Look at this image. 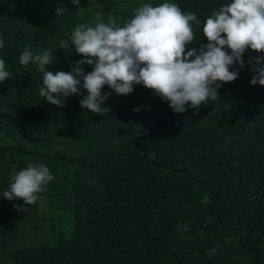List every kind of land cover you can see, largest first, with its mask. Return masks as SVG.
Instances as JSON below:
<instances>
[{"label": "trees", "instance_id": "16d2710c", "mask_svg": "<svg viewBox=\"0 0 264 264\" xmlns=\"http://www.w3.org/2000/svg\"><path fill=\"white\" fill-rule=\"evenodd\" d=\"M143 2L0 0L11 74L0 83V194L29 163L53 174L34 203L0 197V257L10 264H264V91L248 64L262 53L246 48L217 100L179 113L141 84L127 95L103 85V113L80 106L84 89L58 107L39 96L37 66L19 64L25 46L48 48L46 67L69 71L80 54L57 47L75 25H122ZM174 2L202 20L227 0Z\"/></svg>", "mask_w": 264, "mask_h": 264}, {"label": "clouds", "instance_id": "9594fccd", "mask_svg": "<svg viewBox=\"0 0 264 264\" xmlns=\"http://www.w3.org/2000/svg\"><path fill=\"white\" fill-rule=\"evenodd\" d=\"M71 2L76 5L79 0ZM63 10L62 6L54 9L56 15ZM86 21L89 24L75 25L68 39L59 41L57 48L71 47L80 54L69 71L53 72L46 67L53 58V51L48 48L33 54L25 46L19 54L20 65L31 62L40 70L38 94L44 101L59 107L65 98L80 94L84 89L86 93L79 100L80 106L103 113L109 109L101 102L111 94L102 93L103 85L118 95H127L135 84H141L167 101L173 112H183L186 107L196 108L202 102L218 99L221 82L237 77V68L230 70V66L235 63L244 67L242 54L246 48L262 53L250 57L248 64L253 73L249 83L259 84L264 91V0H227L208 11L202 20L196 12L182 10L174 0L159 3L147 0L134 8L122 25L112 17L106 22ZM194 25H200L196 37ZM201 39L207 42L194 48L193 44ZM5 43L0 36V49ZM84 64L90 65L91 70L85 71L81 67ZM10 75L0 55V83ZM141 107L148 108L134 106L132 111H139ZM52 179L53 174L46 164L29 163L15 172L0 197L22 198L25 204L34 203L37 194ZM196 216L192 215L178 228L188 226ZM169 245L173 250L172 239Z\"/></svg>", "mask_w": 264, "mask_h": 264}, {"label": "rangeland", "instance_id": "374dc122", "mask_svg": "<svg viewBox=\"0 0 264 264\" xmlns=\"http://www.w3.org/2000/svg\"><path fill=\"white\" fill-rule=\"evenodd\" d=\"M33 157H36V155H33ZM0 260L4 263V264H10L11 263V254H4L3 256L0 257Z\"/></svg>", "mask_w": 264, "mask_h": 264}, {"label": "water", "instance_id": "95a60500", "mask_svg": "<svg viewBox=\"0 0 264 264\" xmlns=\"http://www.w3.org/2000/svg\"><path fill=\"white\" fill-rule=\"evenodd\" d=\"M181 229V227L180 228H178V230L176 231V233L179 231Z\"/></svg>", "mask_w": 264, "mask_h": 264}]
</instances>
